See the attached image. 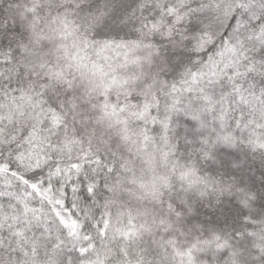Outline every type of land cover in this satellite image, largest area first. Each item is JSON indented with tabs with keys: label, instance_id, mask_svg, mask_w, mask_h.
<instances>
[{
	"label": "snow or ice",
	"instance_id": "6c2138e0",
	"mask_svg": "<svg viewBox=\"0 0 264 264\" xmlns=\"http://www.w3.org/2000/svg\"><path fill=\"white\" fill-rule=\"evenodd\" d=\"M0 264H264V0H0Z\"/></svg>",
	"mask_w": 264,
	"mask_h": 264
}]
</instances>
